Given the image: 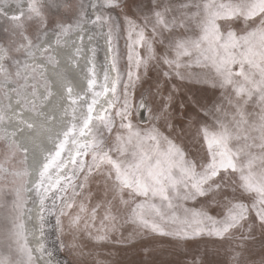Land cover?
Segmentation results:
<instances>
[{
  "label": "snow or ice",
  "instance_id": "snow-or-ice-1",
  "mask_svg": "<svg viewBox=\"0 0 264 264\" xmlns=\"http://www.w3.org/2000/svg\"><path fill=\"white\" fill-rule=\"evenodd\" d=\"M136 4V12L125 14L121 23L111 12L126 9L127 0H0V18L14 37L0 44L4 109L12 107V92L18 104L38 111L27 93L37 95L39 83L50 91L38 71L41 66L29 63L50 29L59 43L90 24L94 33L89 40L104 41L101 65L96 59L100 46L90 49L83 94L73 96L67 89L69 119L54 138L49 137L53 148L39 162L31 189L29 146L19 143L15 132L0 129L4 212L0 235L8 242L0 251V264H37L23 222L29 191L40 206L43 241L49 216L73 241L76 233L92 236L93 229L98 242L106 241L124 224L133 225L136 234L174 237L178 246L205 236L230 244L235 231L247 227L250 234L257 222L264 229V0H136ZM13 7L17 11L10 14ZM53 10H62L63 15L53 19ZM51 51L47 46L42 54L50 59ZM150 66H159L166 80H190L222 90V102L211 107L195 98L188 101L200 110L189 125L202 150L195 156L177 143L185 132L177 131V112L183 116L187 106L174 108L179 89L173 85L159 103L158 85L154 92L137 95ZM102 97L105 103L98 109ZM200 113L212 123L200 120ZM5 119L0 114V123ZM97 177L105 198L89 208L85 193ZM9 194L10 204L5 199ZM201 199L222 211L213 216L203 205L187 206ZM35 251L55 259L44 242ZM242 255L232 248L231 264H242Z\"/></svg>",
  "mask_w": 264,
  "mask_h": 264
},
{
  "label": "rangeland",
  "instance_id": "rangeland-1",
  "mask_svg": "<svg viewBox=\"0 0 264 264\" xmlns=\"http://www.w3.org/2000/svg\"><path fill=\"white\" fill-rule=\"evenodd\" d=\"M70 2H75V0H70ZM127 5L126 9L118 8L111 12V15L120 20L121 23L125 14L132 15L136 12V0H127ZM51 15L53 19H56L62 16L63 12L62 10H53ZM237 24L240 28L244 27L242 22H237ZM1 28L0 21V43L6 41V33ZM120 46L123 49V39L120 41ZM158 51H160L159 47ZM163 70L166 71L167 68L164 67ZM161 71L159 66H150L147 76L141 82L142 86H138L137 95L140 91L147 94L149 89L154 92L158 85L161 95L157 96L156 100L159 103L163 96H167L173 91V85L179 89L175 93L174 108L179 110L181 103L187 106L184 109L183 116L177 112V131L180 132L182 128L185 129L184 134L177 139V143H180L190 156H195L202 150L199 140L194 138L189 125L192 124L196 113L200 110L198 106H194L188 101L190 98H195L201 104L211 107L213 104L222 102V90L205 84L193 83L190 80L179 81L177 78L166 80ZM249 110L251 111L252 108ZM199 119L207 120L209 124L212 123L211 119L205 117L203 113H200ZM161 130L166 131L163 127H161ZM0 146H2V142H0ZM11 196L9 194L5 197L9 204L11 203ZM85 196L89 197L85 200V204L89 208L105 198V190L99 182V177L90 181ZM200 205L205 206L213 216H218L222 211L220 206L208 205L203 199L200 200L199 204L192 201L187 204L188 207H198ZM97 227H99V216ZM92 231V236H89L86 232L76 233L75 241H73V237L67 229L63 233L59 231V240L56 238L55 247L53 248L55 259L52 264H57V262L59 264H200L201 261H212L214 264H231L232 248L242 252V264H262L264 262V229L259 226L258 222L253 225L250 234L247 227L235 231L234 235L230 237V244L221 243L213 237L205 236L185 241L182 246H178L174 237L147 232L136 234L135 228L131 224H124L119 231L110 233V238L102 242H98L94 238L96 235L95 229ZM242 234L245 237L243 239L241 238ZM130 235L131 242H129ZM72 243H75L77 247H69ZM61 245H64V247Z\"/></svg>",
  "mask_w": 264,
  "mask_h": 264
},
{
  "label": "bare ground",
  "instance_id": "bare-ground-1",
  "mask_svg": "<svg viewBox=\"0 0 264 264\" xmlns=\"http://www.w3.org/2000/svg\"><path fill=\"white\" fill-rule=\"evenodd\" d=\"M17 11L15 7L9 10V13ZM53 17V16H52ZM2 28L6 33V41L0 44H6L7 41L13 39L10 32L5 31L8 27L7 22L0 18ZM94 30L90 24H85L83 30H74L66 36L60 38L57 43V34L51 29L47 37L40 44V48L36 50L35 58L29 60V63L39 65L41 75L49 82V87L44 83L36 86L37 95L33 96L31 92L27 93L29 101H35L39 110L33 109L31 106L25 107L23 103H17L18 97L15 93L9 92L12 107L4 109V101L0 100V114L6 116V119L0 123V129H4L7 133H16L15 139L21 143L28 145L30 155L27 168L31 175L28 177V187L31 189L32 184L37 178V166L43 159L47 150L53 148V143L49 137H55L59 133L69 116L65 115V110L71 107V101L67 96V89H72L73 96L83 94L87 86V67L90 58V49L97 44L100 50L97 54V64L101 65L104 60L103 40H89V36L93 35ZM51 46L50 59H46L42 54V50ZM81 49L77 53V49ZM29 83L35 81L29 80ZM11 87V86H10ZM106 98H101L100 105L105 103ZM82 103V102H81ZM54 117V118H53ZM33 124L34 128L27 125ZM22 129V131H20ZM11 195V194H10ZM27 202L24 208L23 222L28 238L29 246L34 250L37 264H52V258L47 255H41L35 251L41 242L46 243L47 247L53 252L57 236L60 234L59 229L55 227V218L48 217V223L45 225L47 240L43 241L39 232V213L40 206L35 194L32 191L27 193ZM12 200V196H11ZM4 213L0 212V224L3 223ZM8 242L0 235V251L7 248Z\"/></svg>",
  "mask_w": 264,
  "mask_h": 264
}]
</instances>
